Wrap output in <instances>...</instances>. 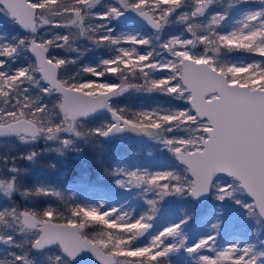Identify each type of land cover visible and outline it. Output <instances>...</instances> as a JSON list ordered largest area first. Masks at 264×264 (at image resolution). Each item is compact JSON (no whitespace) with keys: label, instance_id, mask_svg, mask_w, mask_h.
Segmentation results:
<instances>
[{"label":"snow or ice","instance_id":"snow-or-ice-1","mask_svg":"<svg viewBox=\"0 0 264 264\" xmlns=\"http://www.w3.org/2000/svg\"><path fill=\"white\" fill-rule=\"evenodd\" d=\"M214 2L114 0L105 11L94 12L102 0H0V13L29 34L15 44L0 43V137L14 135L23 143L54 141L59 147L50 150L63 155L67 150L80 152V143L95 146L102 138L132 132L156 140L183 166L182 171L111 170L118 187L137 188L144 195L147 207L138 216L123 208L102 210L103 204L74 202L67 214L51 207L0 210V243L23 247L13 235H5L11 229L28 245L20 254L8 253L10 258L0 259V264H36L30 258L33 251L44 253L52 264H264V239L259 236V247L239 242L216 247L220 216L195 240L188 238L189 221L198 225L204 217L197 221L191 212L153 231L166 197L199 203L209 195L242 204L264 228V8L245 13L232 30L221 32L226 13L207 15ZM244 2L229 0L230 5ZM256 2L264 5V0ZM186 7L190 10L181 11ZM129 11L154 30L153 37L115 34L109 24ZM174 23L183 24V33L161 40ZM44 28L63 31L44 38L39 35ZM80 38L114 49V54L66 75V66L77 61L53 55V50L78 51L74 45ZM153 40L159 43L153 45ZM21 48L31 53L32 62L10 70L8 62ZM233 51L261 59L238 64L222 58ZM82 73L111 75L119 82L81 79ZM30 88L55 101L51 106L41 102L40 96L28 95ZM129 91L158 92L186 106L131 110L112 104L114 97ZM105 112L110 122L88 126ZM37 155L30 151L22 158L31 161ZM9 172L13 175L0 177V192L8 199L14 192L29 199H63L55 188L23 186L15 167ZM237 193L251 202L238 199ZM97 225L102 226L98 232ZM182 253H187V262Z\"/></svg>","mask_w":264,"mask_h":264},{"label":"rangeland","instance_id":"rangeland-1","mask_svg":"<svg viewBox=\"0 0 264 264\" xmlns=\"http://www.w3.org/2000/svg\"><path fill=\"white\" fill-rule=\"evenodd\" d=\"M221 0H215L214 4L210 6L208 11V16L211 14H214L216 12L220 13H226V20L222 23L220 28L218 29L221 32H226L232 30L237 22L243 17V15L249 11H255L260 8H264V5L256 2V0H246V5L243 8H239L234 11H230L229 9L225 8L224 6L220 5ZM114 2V0H102L101 5L97 6L96 9L93 11H105L106 5H111ZM187 8V7H186ZM190 10L189 8H187ZM202 22H207L206 18H201ZM0 21L6 24H15L8 16H6L4 13H0ZM94 24H100L104 23L103 21L94 20L92 21ZM110 27H112L115 30V34H134L138 35L139 37L143 38H151L154 35L153 31H141L137 29H133L130 27H126L121 25L117 21H111L109 24ZM121 26V27H120ZM63 30L55 29L50 30L48 28L41 29L39 32V35L43 36L44 38H50L54 32ZM184 31L183 24L174 23L172 25H169L165 28L164 32L161 35V40L167 39L171 36L180 35ZM28 37V35L25 33L23 38ZM17 35L9 34L8 32H5L4 29L0 26V43H17ZM15 40V41H14ZM87 40L85 38H80L76 41L74 47L78 49L80 52V44ZM89 41V40H88ZM154 44L159 43V41L153 40ZM156 42V43H155ZM23 49V48H22ZM22 49L19 50V54L15 58V60H9L8 65L9 69H16L22 66H27L26 58L24 56V52ZM78 51H70V50H63V49H55L53 50V53L58 56H62L64 53L66 55H72L71 59L74 58L76 60V57L73 55L75 53H78ZM198 52H203V46H198L197 48ZM239 57L235 59H230L229 62L234 63H247L252 62L254 60L261 59L260 57L246 53V52H239ZM114 54V49L110 50L104 54H98L97 57L94 60H91L87 62L85 65H95L99 63V60L102 58H108L109 56ZM82 55L78 56V60L81 59ZM93 62V63H92ZM83 65V66H85ZM82 66V67H83ZM83 74V73H82ZM83 76H88L86 74H83ZM89 79H100L105 82H119L115 76H107L104 78H96V77H90ZM141 83L143 81H140ZM264 83V81H261ZM27 87V86H25ZM128 93H137L138 96V104H140L139 108L137 110H152L157 107L160 108H176V107H185L186 103L182 100L173 99L172 97L162 95L158 92H134L129 91ZM117 98L114 97L113 100ZM113 100L111 102H113ZM106 116L108 118H103L101 116ZM99 119L95 120L93 123V126L103 122H110V114L107 112L97 116ZM91 120V119H90ZM90 126V125H88ZM111 139L116 140H122L121 138H102L101 144L108 145L109 146H115L118 145V141H110ZM158 143L156 140L148 137V138H141L137 139L134 143L131 145H128L127 148L121 149V151L114 155L111 154V158L109 159V163L111 164L113 169L117 167H128L133 170L136 168L141 169H148L149 171H182L183 167L179 165V167L176 166H170L168 162L167 157H163L165 152L170 153L162 144L159 148H154L151 146L146 145L145 143ZM145 144V145H144ZM81 146H83V143L79 144L80 152H77L75 150H67L64 152L63 155L60 153L50 150L55 149L59 147L58 143L54 141H46L43 138L37 140L34 143H23L20 141V139L14 135L0 139V177L5 176H11L13 173L9 172V169L11 167H16V159L22 158L23 156H26L30 151H35L38 153L37 157L34 160H27L23 159L25 163H27L28 171L32 173L35 172H41L43 171V164L41 163V160L44 158H54L61 161L60 167L62 174H68L73 169V165H69L66 167L65 159H68L69 157L75 158H81L83 157V149H81ZM107 147V148H108ZM165 151V152H164ZM109 154V152H108ZM172 154V153H171ZM59 161V162H60ZM73 161V160H72ZM15 162V163H14ZM109 164V165H110ZM178 164V163H177ZM112 169H108L110 171ZM27 171V172H28ZM76 172H79V169L76 168ZM106 172H100L98 175H96V179L98 180H108L109 175L105 174ZM18 175V172L16 173ZM90 172H80L78 175L76 174L75 177L72 178V183L74 182H84L89 179ZM19 178V175H18ZM92 192L87 193V197L85 199V202L81 204V206L85 205H95V204H103L104 208L102 210H107L111 207H117V208H123L124 210L128 211L130 215L138 216L143 211L146 210V199L144 195L140 192L137 188L127 189V188H120L116 187L115 192L119 193L121 197L116 198L117 201H110L107 202L102 198L101 194H96L94 191L95 189L92 188ZM17 192H14L11 199H8L4 196L2 192H0V210H3L4 208H11L13 206L18 207L21 209L20 205L21 202H19L18 199L13 198ZM238 199H244L245 202L250 203L251 198L250 197H242L240 193H237ZM190 200V198H181V197H166L161 203H160V213L154 220V229L153 231L157 229H162L163 226H166L169 223L172 222H178V218H180L183 215H187L188 209L186 204L188 203L187 200ZM23 200V199H22ZM24 201V200H23ZM199 206L200 210V217H204V220L200 222L198 225H195L192 229L188 231V238L190 240L198 239L202 235H206L208 231L210 230V226L216 222L217 217L220 216L222 219L221 224V230L220 234L217 237V243L216 247L218 249L220 248H226L230 242H239V243H250L249 240L245 237L246 234L250 235H257L261 239H264V228H260L256 225L255 221L248 216L247 209L242 206V204L235 203L234 200H225V201H218L215 199L213 195L210 196V199L203 204H196ZM22 210V209H21ZM198 218V220H199ZM197 220V221H198ZM190 226V221H189ZM5 235H13L14 241L16 239L19 240V242L15 241V243H19L23 246V244L26 243V238L23 235L15 234L11 229H7L5 231ZM259 242V241H258ZM23 243V244H22ZM13 245H6L3 243H0V259H4V255H6V251L12 249ZM257 246H260V243L257 244ZM7 248V249H6ZM23 248V247H22ZM34 252V251H33ZM36 253V252H34ZM211 254V253H206ZM31 258V256H30ZM36 262H38L39 259L45 260L48 264H52V261L45 258L44 256H37L33 257ZM182 258L185 259L187 262L188 255L187 253H182Z\"/></svg>","mask_w":264,"mask_h":264},{"label":"trees","instance_id":"trees-1","mask_svg":"<svg viewBox=\"0 0 264 264\" xmlns=\"http://www.w3.org/2000/svg\"><path fill=\"white\" fill-rule=\"evenodd\" d=\"M220 5L224 6L225 8L229 9L230 11H234L239 9L240 7L243 8L245 7L246 3H232L231 5L229 4V0H221ZM188 10L187 8L181 9V11ZM0 26L5 29L8 32L11 33H16L18 37V30L19 28L16 26V24H6L0 21ZM121 27V26H120ZM18 39V38H16ZM154 43V41H153ZM156 43V42H155ZM155 45V44H154ZM80 52L73 54L76 57V63L75 64H68L65 69V74L66 75H73L77 73L83 65H85L87 62L94 60L98 54H104L109 51L108 48L106 47H97L94 45L91 41L84 40L80 44ZM26 51V50H25ZM28 54V52L26 51ZM53 55H55L53 53ZM79 55H82L81 59H77ZM58 56V55H57ZM240 54L236 51H233L232 53H226L223 54V59L229 61L230 59H235L239 57ZM60 57L62 58H67L69 60H73L74 58L71 59L72 55H66L65 53ZM28 59H30L28 57ZM75 60V59H74ZM32 62V59L29 60V63ZM93 63V62H92ZM81 79H89L88 76H83L81 74ZM27 86V85H26ZM28 95L36 97L40 96L41 102L43 103H48L50 106L51 104L55 101L54 96H43L42 94L39 93L38 88H30V91ZM138 96L137 93H125L117 98H115L112 102V104L118 108H128L131 110H137L140 106L138 104ZM103 118H108L106 116H101ZM99 119V117L96 116L95 119H91L88 121V125L93 126V123L95 120ZM110 141H118V145L115 146H109L104 145V144H99V145H89V144H83L81 146V149H83V157L81 158H75L73 159L72 157H69L68 159H65V165L68 167L69 165H73V169L71 172L68 174H62L61 171V161L54 159V158H44L41 160V163L43 164V171L35 172L32 173L28 171V164L24 162L23 158H17L16 159V167L18 168V175H19V180L21 184L25 187H33V186H40L43 185L45 187L49 188H55L56 190L60 191L63 199L55 197V196H37L33 198H25L22 196L19 192L13 196V198L18 199L19 202H21V209L25 207H33L37 211H42L43 209L46 208H54L60 212H65L67 214V208L70 206V203H75V204H83L85 202V199L87 197L88 192H92V188L95 189L96 194H101L102 198L107 201H117L115 200L118 197H121L119 193L115 192V189L117 187L115 181L117 177L112 176L111 170L108 171L109 178L108 180H98L96 179V175H98L100 172H106V170L113 169L114 167L111 166L109 163V159L111 158V154L116 155L118 154L121 149H125L128 147V145H131L133 142H128V141H123V140H116V139H111ZM108 147V148H107ZM154 148H159L160 145H154L151 146ZM109 152V154H108ZM165 152V151H164ZM168 162L170 163L169 165L179 167V164H177L173 154L171 153H166L164 154L163 157H167ZM73 160V161H72ZM60 161V162H59ZM60 163V164H59ZM110 164V165H109ZM76 168L79 169V172H76ZM28 171V172H27ZM90 172L89 179L84 181V182H73L72 183V178L75 177V175L79 174L80 172ZM24 201H23V200ZM187 209L188 213H192L196 219L198 220L199 215H200V210L199 206L194 204L192 201L189 199L187 200ZM63 222V221H61ZM195 221H190V226L189 229H192ZM102 226H95V231H100ZM245 237L249 240L250 243H256L258 244L259 240L257 239V235H250L246 234ZM15 241L19 242L18 239ZM23 244V243H22ZM28 247L27 244H23V248ZM23 248H17L13 246L12 249L6 251V255H4L5 258H10L8 257V253H17L20 254ZM7 249V248H6ZM31 258L33 257H39V256H44V253H34L32 252L30 254ZM36 264H48L45 262L43 259H39Z\"/></svg>","mask_w":264,"mask_h":264},{"label":"water","instance_id":"water-1","mask_svg":"<svg viewBox=\"0 0 264 264\" xmlns=\"http://www.w3.org/2000/svg\"><path fill=\"white\" fill-rule=\"evenodd\" d=\"M116 21V20H115ZM119 22L121 25H124V26H127V27H130V28H133V29H137V30H141V31H153L150 26H148L146 24V22H144L142 20V18L138 17L134 12H126L125 15L121 18H119V20L117 21ZM31 55V53H30ZM100 114H98L97 116H99ZM12 135H9V136H4L5 137H10ZM137 134L136 133H132V132H124V133H120V134H117L116 138H122L123 140H130L131 138H134L136 137ZM2 138V137H0ZM178 164L179 162L176 161ZM182 166V165H180ZM183 167V166H182ZM210 196L209 195L207 198H201V201L199 203H194L191 199V201L194 203V204H203V203H206L209 199H210ZM35 252V251H34ZM84 255L86 256H90L91 254L90 253H84ZM96 264H99V262L97 261Z\"/></svg>","mask_w":264,"mask_h":264},{"label":"flooded vegetation","instance_id":"flooded-vegetation-1","mask_svg":"<svg viewBox=\"0 0 264 264\" xmlns=\"http://www.w3.org/2000/svg\"><path fill=\"white\" fill-rule=\"evenodd\" d=\"M16 26L18 27V25L16 24ZM124 26V25H123ZM127 27V26H126ZM19 28V30L17 31L18 32V39H16L17 41L19 40V39H24L23 38V36H24V34L26 33V32H24V30L23 29H21L20 27H18ZM4 31L5 32H8V31H6L5 29H4ZM9 34H16V33H11V32H8ZM27 35H29L28 33H26ZM15 41V40H14ZM22 49V48H21ZM22 51L24 52V56H25V58H26V62H27V64H29V60L30 59H33L32 58V56L30 55V53L28 52V54L26 53V51L24 50V49H22ZM28 57L30 58V59H28ZM5 138H7V137H5ZM0 139H4V137H2V138H0Z\"/></svg>","mask_w":264,"mask_h":264}]
</instances>
